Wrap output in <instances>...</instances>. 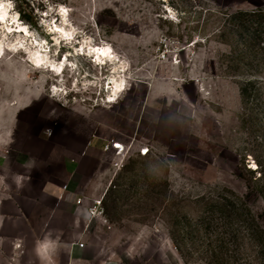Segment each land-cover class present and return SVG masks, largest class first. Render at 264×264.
<instances>
[{"label":"rangeland","instance_id":"rangeland-1","mask_svg":"<svg viewBox=\"0 0 264 264\" xmlns=\"http://www.w3.org/2000/svg\"><path fill=\"white\" fill-rule=\"evenodd\" d=\"M0 7V41L16 48L0 58V110L13 108L15 167L23 161L51 173L60 150L76 143L72 133L133 145L120 170L107 155L83 172L88 195L105 205L84 237L91 253L118 264H217L216 249L230 264H262L252 234L264 238V0ZM56 25L72 43L50 42L61 33ZM37 44L64 64L62 75L32 63L22 48ZM91 47L122 59L115 73L82 54ZM112 76L122 89L112 91ZM145 144L150 153L137 155Z\"/></svg>","mask_w":264,"mask_h":264},{"label":"crops","instance_id":"crops-1","mask_svg":"<svg viewBox=\"0 0 264 264\" xmlns=\"http://www.w3.org/2000/svg\"><path fill=\"white\" fill-rule=\"evenodd\" d=\"M13 119L12 107L0 110V264H41L35 246L48 235L61 242L53 264H118L91 253L84 237L97 221H91L85 208L76 202L81 196L98 198L88 195L83 172L89 163L97 166L107 156L105 136L72 133L70 140L76 143L60 150L49 174L43 168L30 170L23 161L18 169L11 154ZM16 176L23 178L22 189L14 182ZM79 240L84 241L83 248L77 245ZM18 243L21 249L16 247Z\"/></svg>","mask_w":264,"mask_h":264},{"label":"bare ground","instance_id":"bare-ground-1","mask_svg":"<svg viewBox=\"0 0 264 264\" xmlns=\"http://www.w3.org/2000/svg\"><path fill=\"white\" fill-rule=\"evenodd\" d=\"M4 9H5V7H0V17H3V20L5 19V15H4L5 10ZM63 15H64V13H63ZM56 27H57V30H59L62 34L61 33L60 34H54L52 36V39L54 40L55 45L61 46L64 43H67V44L72 43V41L74 39L73 34H70V32L68 30H65L64 28H60L58 25H56ZM15 49L16 48L11 47V46H9V47L5 46L4 44H2V41H0V58H1V56L5 55L6 50H15ZM22 49H24L27 53L30 54V58H31L33 64L39 65V67H42V68H44V67L48 68V70L52 71L54 73V75H62L63 74L64 64L62 62H56L55 60L52 59L51 50L49 47H47V48L39 47L37 44V45H35L34 49L28 48V47H24ZM89 49H90L89 51H84L82 54L86 55V56L90 55L91 57H95L98 60V63L100 62L101 64H104V63L111 64L112 66H114V71H113L114 73L116 72V68H117L116 66L118 64L122 63V59H120L116 54L108 51L105 48L101 49L100 51H95L96 49H94L93 47H91ZM17 52H18V50H17ZM105 52H107V55L104 54ZM75 54L78 55L79 53L76 52ZM67 55H70V54L68 53ZM110 83H112V91H118V90L123 88L122 87V85H123L122 80L115 78V76L111 77ZM53 88H54L55 92H58V91L60 92L62 90L57 85H55ZM109 101H112V99L109 98Z\"/></svg>","mask_w":264,"mask_h":264},{"label":"built area","instance_id":"built-area-1","mask_svg":"<svg viewBox=\"0 0 264 264\" xmlns=\"http://www.w3.org/2000/svg\"><path fill=\"white\" fill-rule=\"evenodd\" d=\"M161 59H167V51H163L160 55ZM120 146L117 148L116 146ZM103 149L106 154L110 157L111 168L115 171L120 170L129 158L134 154V148L132 143L125 142L116 138H109L105 141ZM151 148L148 145H142L137 150V155L146 156L150 153ZM66 187V185H64ZM77 204L85 208V212L88 214L90 220H101L104 219L105 205L104 198H90L88 196H81L77 198ZM1 240V236H0ZM77 245L84 247L85 243L83 240H79ZM17 248L21 249V244L16 245Z\"/></svg>","mask_w":264,"mask_h":264},{"label":"clouds","instance_id":"clouds-1","mask_svg":"<svg viewBox=\"0 0 264 264\" xmlns=\"http://www.w3.org/2000/svg\"><path fill=\"white\" fill-rule=\"evenodd\" d=\"M13 179L18 189H22L24 187L22 177L16 176ZM60 248L61 242L52 235L45 236L41 240L37 241L35 246L36 254L40 258L41 264H53V257Z\"/></svg>","mask_w":264,"mask_h":264},{"label":"trees","instance_id":"trees-1","mask_svg":"<svg viewBox=\"0 0 264 264\" xmlns=\"http://www.w3.org/2000/svg\"><path fill=\"white\" fill-rule=\"evenodd\" d=\"M141 156V155H139ZM255 241L252 244V248L254 251H256L259 254V257L262 258L261 263L264 264V238L263 236H260L259 231L255 232L252 234ZM213 257L215 258V263L217 264H230V260L226 259L224 257L225 252L222 250H213ZM254 262V261H253ZM258 263V260L256 261ZM249 264H254V263H249Z\"/></svg>","mask_w":264,"mask_h":264},{"label":"snow or ice","instance_id":"snow-or-ice-1","mask_svg":"<svg viewBox=\"0 0 264 264\" xmlns=\"http://www.w3.org/2000/svg\"><path fill=\"white\" fill-rule=\"evenodd\" d=\"M2 19H3V17H0V20H2ZM95 51H100V50L96 49ZM104 54L107 55V52H105ZM116 147L119 148L120 146L117 145Z\"/></svg>","mask_w":264,"mask_h":264}]
</instances>
